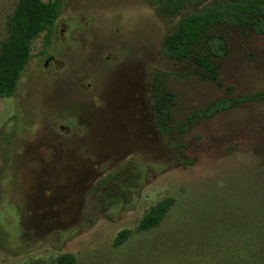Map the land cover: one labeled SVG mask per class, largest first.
<instances>
[{"label":"rangeland","instance_id":"374dc122","mask_svg":"<svg viewBox=\"0 0 264 264\" xmlns=\"http://www.w3.org/2000/svg\"><path fill=\"white\" fill-rule=\"evenodd\" d=\"M157 1L62 0L49 41L45 31L31 41L15 91L0 97V264L62 254L73 264H264V100L192 124L180 143L157 130L151 107L156 76L172 94L175 135L210 101L264 89V34L214 29L226 51L216 79L204 77L160 44L181 14L213 0L177 16ZM17 2L0 0V46ZM125 162L134 182L112 178L120 190L109 186L105 206L103 178ZM165 197L174 203L160 223L138 231Z\"/></svg>","mask_w":264,"mask_h":264},{"label":"trees","instance_id":"16d2710c","mask_svg":"<svg viewBox=\"0 0 264 264\" xmlns=\"http://www.w3.org/2000/svg\"><path fill=\"white\" fill-rule=\"evenodd\" d=\"M207 1L209 0H158L157 11L177 16L182 8L198 6ZM61 6L62 0H18L8 19L7 38L0 46V97H9L15 91L32 57L31 41L44 31L45 43L49 41ZM222 25L264 34V0H213L201 9L187 11L178 17L171 31L163 37L161 51L173 62L190 65L192 72L216 79V60L225 55L226 49L223 37L213 33V30ZM162 82V79L155 76L151 94L153 121L159 132L169 137L176 136L178 143L180 134L187 131L192 124L243 103L264 100V89L238 96L216 98L204 108L188 114L185 120L175 127L176 133H179L173 135L172 94ZM133 173L130 163L125 162L103 178L108 185V189L103 193L106 198V202H103L105 206L113 201L111 195L116 192L109 189V186L120 190V185L112 184L111 179L116 178L130 185L134 182ZM173 203L172 198L165 197L152 204L138 221L136 229L147 231L157 226ZM129 233L127 229L120 231L114 239V244L123 243ZM74 261L75 258L71 254H62L57 258L58 264H73Z\"/></svg>","mask_w":264,"mask_h":264},{"label":"flooded vegetation","instance_id":"af4514ba","mask_svg":"<svg viewBox=\"0 0 264 264\" xmlns=\"http://www.w3.org/2000/svg\"><path fill=\"white\" fill-rule=\"evenodd\" d=\"M47 60H48V61H49V60L55 61V59H54L52 56L48 57ZM47 60H46V62H45V66L47 65ZM60 128H64V126H60Z\"/></svg>","mask_w":264,"mask_h":264}]
</instances>
